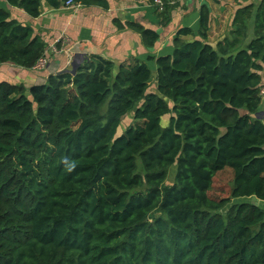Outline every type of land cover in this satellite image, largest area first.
Instances as JSON below:
<instances>
[{"label":"trees","instance_id":"16d2710c","mask_svg":"<svg viewBox=\"0 0 264 264\" xmlns=\"http://www.w3.org/2000/svg\"><path fill=\"white\" fill-rule=\"evenodd\" d=\"M66 1L4 3L35 18L43 3ZM148 1L166 21L172 0L161 9ZM209 13L199 10V39L183 40L194 32L182 28L172 54L148 56L154 89L145 62L94 55L28 93L0 81V264H264V209L247 200L264 201V123L254 116L264 0L239 7L215 47ZM115 23L147 48L158 40L140 24ZM46 48L0 4V64L33 68ZM222 172L230 194L216 198L209 192Z\"/></svg>","mask_w":264,"mask_h":264},{"label":"crops","instance_id":"0c3cea01","mask_svg":"<svg viewBox=\"0 0 264 264\" xmlns=\"http://www.w3.org/2000/svg\"><path fill=\"white\" fill-rule=\"evenodd\" d=\"M259 0H172L174 4L166 21L154 13V6L148 0H107V8L100 6H61L52 8L43 3L39 16L32 18L20 9L6 7L12 18L23 24H29L35 34L39 35L48 47L56 38H63L58 44V52H47L49 60L41 70L25 69L10 62L0 64V81L21 85L28 90L36 84L45 82L48 75L69 71L73 72L79 63L91 56H100L110 60L115 66L135 61L145 62L152 73L150 88H155L156 64L154 58L172 54L173 39L182 28H191L193 35L181 36L183 40L199 39V10L205 5L209 13V30L207 41L213 47L226 36H231L232 23L236 10L250 2ZM154 4H156L154 2ZM157 5V4H156ZM121 25L134 22L158 33V40L152 48L144 46L141 35ZM247 41L254 36L253 21L247 25ZM260 86L264 85V64L258 70ZM256 118L264 123V98H261Z\"/></svg>","mask_w":264,"mask_h":264},{"label":"rangeland","instance_id":"374dc122","mask_svg":"<svg viewBox=\"0 0 264 264\" xmlns=\"http://www.w3.org/2000/svg\"><path fill=\"white\" fill-rule=\"evenodd\" d=\"M131 121H132V115H131V113H129L124 118V121L122 122L121 130H123L124 127L128 126ZM167 122H168V116H165L162 119V124L165 125ZM174 168L175 167L171 168V171H170L171 174L169 175V178L167 180L168 183L172 182V178H173V173L172 172L175 171ZM230 182H231V175L229 174V172H222V173L218 174L214 178V181L212 183V188H211L209 194L211 196H213V197H216V198L228 197L229 194H230ZM247 200L251 201L253 203H256L262 209H264V201L253 199V198H249ZM232 201H235V200H232Z\"/></svg>","mask_w":264,"mask_h":264},{"label":"built area","instance_id":"2783aa9c","mask_svg":"<svg viewBox=\"0 0 264 264\" xmlns=\"http://www.w3.org/2000/svg\"><path fill=\"white\" fill-rule=\"evenodd\" d=\"M154 2L159 6V8L161 9L162 8V0H154ZM63 6L65 7H69V6H74V3L71 1V0H67L66 2H64ZM62 39L63 38H56L53 40V42L51 44L48 45V47L46 48L45 52H44V55H42L38 60L37 62L35 63V65L33 66V69H36V70H41L43 69L48 60H49V57L47 56V52H58V44L59 43H62ZM259 95H260V98H264V85L263 86H260L259 88Z\"/></svg>","mask_w":264,"mask_h":264},{"label":"water","instance_id":"95a60500","mask_svg":"<svg viewBox=\"0 0 264 264\" xmlns=\"http://www.w3.org/2000/svg\"><path fill=\"white\" fill-rule=\"evenodd\" d=\"M150 81H151V78H150ZM41 83H44V82H41Z\"/></svg>","mask_w":264,"mask_h":264}]
</instances>
